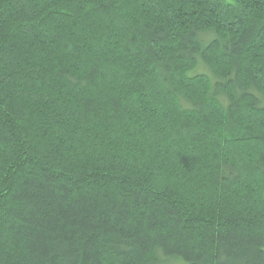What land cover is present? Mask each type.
Instances as JSON below:
<instances>
[{"label": "trees", "instance_id": "trees-1", "mask_svg": "<svg viewBox=\"0 0 264 264\" xmlns=\"http://www.w3.org/2000/svg\"><path fill=\"white\" fill-rule=\"evenodd\" d=\"M264 264V0H0V264Z\"/></svg>", "mask_w": 264, "mask_h": 264}, {"label": "rangeland", "instance_id": "rangeland-1", "mask_svg": "<svg viewBox=\"0 0 264 264\" xmlns=\"http://www.w3.org/2000/svg\"><path fill=\"white\" fill-rule=\"evenodd\" d=\"M178 264V263H177Z\"/></svg>", "mask_w": 264, "mask_h": 264}]
</instances>
